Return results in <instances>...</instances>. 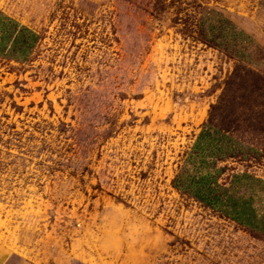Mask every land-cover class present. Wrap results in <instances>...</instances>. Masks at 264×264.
<instances>
[{"label":"rangeland","instance_id":"1","mask_svg":"<svg viewBox=\"0 0 264 264\" xmlns=\"http://www.w3.org/2000/svg\"><path fill=\"white\" fill-rule=\"evenodd\" d=\"M1 13L39 41L0 55V264H264V235L176 187L210 126L264 165V0Z\"/></svg>","mask_w":264,"mask_h":264},{"label":"crops","instance_id":"2","mask_svg":"<svg viewBox=\"0 0 264 264\" xmlns=\"http://www.w3.org/2000/svg\"><path fill=\"white\" fill-rule=\"evenodd\" d=\"M39 41L37 31L0 14V55L26 61ZM179 188L196 202L234 223L264 235V165L250 159L228 132L202 130L188 154Z\"/></svg>","mask_w":264,"mask_h":264},{"label":"trees","instance_id":"3","mask_svg":"<svg viewBox=\"0 0 264 264\" xmlns=\"http://www.w3.org/2000/svg\"><path fill=\"white\" fill-rule=\"evenodd\" d=\"M207 28H208V31H209V33H208L209 36H212V35L215 34V32H216V28L212 25L211 22L208 23ZM239 35H242V32H239ZM256 87H257V89H259L258 86H256ZM234 101H235V98H234ZM219 104L222 105V100L220 101ZM245 104H246V103H245ZM245 104H244V105H245ZM219 106H220V105H219ZM215 107H216V106H215ZM217 107H218V106H217ZM176 187L179 188L178 184H176Z\"/></svg>","mask_w":264,"mask_h":264}]
</instances>
